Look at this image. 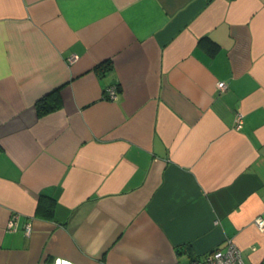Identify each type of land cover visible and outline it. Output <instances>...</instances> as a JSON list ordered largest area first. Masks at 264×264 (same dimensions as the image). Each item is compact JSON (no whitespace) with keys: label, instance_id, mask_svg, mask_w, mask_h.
<instances>
[{"label":"crops","instance_id":"obj_1","mask_svg":"<svg viewBox=\"0 0 264 264\" xmlns=\"http://www.w3.org/2000/svg\"><path fill=\"white\" fill-rule=\"evenodd\" d=\"M258 216L264 0H0V264H264Z\"/></svg>","mask_w":264,"mask_h":264},{"label":"built area","instance_id":"obj_2","mask_svg":"<svg viewBox=\"0 0 264 264\" xmlns=\"http://www.w3.org/2000/svg\"><path fill=\"white\" fill-rule=\"evenodd\" d=\"M219 89H224L226 83L220 81L217 83ZM108 98H115L117 93L116 85H110L106 89ZM243 114L238 112L235 116V127L240 128L242 125ZM16 215H13L8 223L10 229L16 225ZM255 225L259 229H264V217L258 216L254 219ZM26 233L30 232V224H26L24 228ZM189 264H246L240 249L232 242H229L225 248H215L204 254L191 258Z\"/></svg>","mask_w":264,"mask_h":264},{"label":"trees","instance_id":"obj_3","mask_svg":"<svg viewBox=\"0 0 264 264\" xmlns=\"http://www.w3.org/2000/svg\"><path fill=\"white\" fill-rule=\"evenodd\" d=\"M103 63L104 62H102L100 64H97L95 66V69L98 70L101 73L106 72L109 69V67H110L109 63H106V64L105 63L103 64ZM40 107H41L42 111H47V110L51 109V108L47 107L45 102L43 103V105H40ZM186 248H187L186 246H181L179 249H184L185 250Z\"/></svg>","mask_w":264,"mask_h":264}]
</instances>
